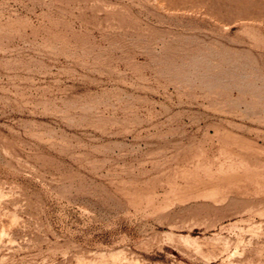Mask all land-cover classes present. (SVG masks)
<instances>
[{"label": "rangeland", "instance_id": "rangeland-1", "mask_svg": "<svg viewBox=\"0 0 264 264\" xmlns=\"http://www.w3.org/2000/svg\"><path fill=\"white\" fill-rule=\"evenodd\" d=\"M0 264H264V0H0Z\"/></svg>", "mask_w": 264, "mask_h": 264}]
</instances>
